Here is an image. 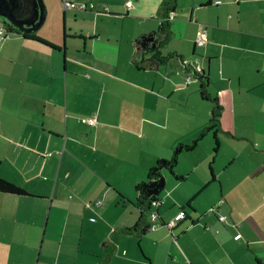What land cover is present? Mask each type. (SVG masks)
Wrapping results in <instances>:
<instances>
[{"label":"crops","instance_id":"obj_1","mask_svg":"<svg viewBox=\"0 0 264 264\" xmlns=\"http://www.w3.org/2000/svg\"><path fill=\"white\" fill-rule=\"evenodd\" d=\"M42 1L36 38L0 45V174L30 193L0 192V264H264V0H177L161 42L164 0H81L91 15ZM150 34L204 70L216 134L197 75L184 85L183 67L152 53L136 65ZM178 147L156 228L127 233L136 186Z\"/></svg>","mask_w":264,"mask_h":264},{"label":"trees","instance_id":"obj_2","mask_svg":"<svg viewBox=\"0 0 264 264\" xmlns=\"http://www.w3.org/2000/svg\"><path fill=\"white\" fill-rule=\"evenodd\" d=\"M176 3H177V0H164V2L162 3V6L160 7L159 14H160V16H164L163 17L164 21L161 22V25H160L159 30H158L159 35L162 38V40L160 39L159 42H161V41L165 40V38H167L168 30H169V20L166 18L170 15L172 10H174ZM44 12L46 15L45 6H44ZM6 29H7L8 33L21 34L26 38H36V37H34V34L37 32V30L30 31V32H21L11 25H6ZM159 42L157 44H159ZM149 53H152L153 54L152 58L156 59L157 62H159V63L162 62L163 60L164 61H167V60L170 61L171 60V61H177L180 64V66L186 70H190L191 68L196 69V68L191 67V65L189 63H187L183 59L182 56H179V58H175V57H173V54L172 55L171 54L170 55H162L160 50H159V45H157L155 48H151V47L146 48V50L144 51V55H147ZM135 58H142V57H140V51L136 52ZM150 60H148V61L151 62ZM135 61L139 62L136 65L140 68H143L146 66L150 68L153 66L152 63H149V62L146 63L147 61L144 58L140 59V60L138 59ZM157 62H154V63H157ZM203 72H204V70L195 71V74L198 76V78L203 81V83H202L203 86L200 89V95L203 99H211L214 102V106L212 108L211 116L209 118V125L205 128L204 134H205V132H208V131H213V133L216 134L217 130L220 129V116H221V112H222V105L220 104V102L218 101L217 98H212L208 94V91L205 89L206 83H204V80H206L205 79L206 77H204ZM198 139L194 140L191 145H185L183 147L192 148L196 144ZM178 150H180L179 147H178ZM177 155H178V151L176 150L170 159L162 160L159 163H157L155 166H153L149 171V181L141 182L136 186V190L138 193L136 206L140 210L139 218H138L137 222L132 227L126 228V229H124V231H126L127 233L139 235L140 233L145 232L149 228V226L151 224H150V220H149L148 216L152 211V201L157 200L159 198V194L158 195H155V194L149 195L148 193L151 189L162 191V189L164 188V185H165V176L163 174V170H168L171 174L174 175L173 169H174V165L177 161ZM0 166H1V160H0ZM150 183L153 184V187L151 189L149 188ZM0 192L8 193V194H16V195H29L30 194L21 185L3 177L1 174H0ZM115 244L116 243H114V245ZM101 264H106V262L104 261Z\"/></svg>","mask_w":264,"mask_h":264},{"label":"water","instance_id":"obj_3","mask_svg":"<svg viewBox=\"0 0 264 264\" xmlns=\"http://www.w3.org/2000/svg\"><path fill=\"white\" fill-rule=\"evenodd\" d=\"M45 19L44 3L42 0H0V21L6 25H11L21 32L35 31L40 28ZM157 46L153 34L144 36L138 44L139 50L155 48ZM141 51V57L144 56ZM151 62H157L154 58ZM153 184H149L151 189ZM161 190L151 189L150 194L158 195Z\"/></svg>","mask_w":264,"mask_h":264},{"label":"built area","instance_id":"obj_4","mask_svg":"<svg viewBox=\"0 0 264 264\" xmlns=\"http://www.w3.org/2000/svg\"><path fill=\"white\" fill-rule=\"evenodd\" d=\"M61 1V4H62V7L63 9H73V10H78V11H88V10H92L94 7H95V4L93 2H90V3H87V2H83L81 0H60ZM126 6L128 8H132L133 7V2L131 0H127L126 1ZM171 17V15H169L166 19H169ZM162 21H164V19H162ZM161 21V22H162ZM8 33H7V29H6V26L5 24H3L2 22H0V44H2L3 40L7 37ZM207 42V29L206 28H202L198 34H197V37H196V44L197 45H204L205 43ZM195 71H198V69H190V70H187V75L185 77V80H184V85H188L190 82H192L194 79H195ZM95 119H88V122L90 124H94L95 123ZM160 203V201L157 199V200H153L152 201V208L158 206ZM219 207H214L212 209V211H218ZM150 216H151V220L154 221L156 219V216H157V213L155 210L152 209L151 213H150ZM185 214H184V211H181L179 214H178V219L179 218H182L184 217ZM218 219L220 221H226V216L225 215H219L218 216ZM175 224V221L174 220H171L167 226L169 229L173 228ZM208 228V226H206ZM156 228V224L153 223L149 226V229L150 230H154Z\"/></svg>","mask_w":264,"mask_h":264},{"label":"rangeland","instance_id":"obj_5","mask_svg":"<svg viewBox=\"0 0 264 264\" xmlns=\"http://www.w3.org/2000/svg\"><path fill=\"white\" fill-rule=\"evenodd\" d=\"M62 7V6H61ZM82 12V14H86V15H91L92 13H90V12H86V11H81ZM57 15H59V21H60V28H61V33L63 34V27L65 28V30L67 29V27L69 26V23L67 22V27H66V22H65V19H64V17H63V14H60L59 12H57ZM53 22V20H51L50 22H49V24H51ZM74 24L75 25H77V24H79V22H74ZM156 34H158L159 35V32H157ZM14 34L13 33H8V35L7 36H9V38H11L12 36H13ZM181 39V37L180 36H177L176 38L174 37L173 38V40H172V42H173V45L174 44H176V45H180L179 44V40ZM4 41H7L6 39H4L3 40V42ZM2 42V43H3ZM167 42V41H166ZM5 43V42H4ZM172 44V43H171ZM1 45V44H0ZM196 54H199V52L197 51V53ZM190 56V55H189ZM140 60V59H143V58H135V60ZM192 60V59H191ZM183 70V72H180L179 71V74H183V76H184V80H185V77H186V75L188 74L187 73V70L186 69H182ZM200 94V93H199ZM198 94V95H199ZM200 99H201V96H200ZM203 103L205 104V105H207V103H209V101H207V100H203ZM213 136V134H208L207 136L208 137H211V136ZM203 138L204 136L202 135V133L200 134V136H199V138ZM201 140V139H200ZM200 140H199V142H200ZM200 143H203V141H201ZM177 151L179 152V150L177 149ZM165 193V191L163 190V191H161V193L159 194V197L162 199V200H165V196H163V194ZM55 216V218L59 221V219H60V217L58 216L57 217V215L55 214L54 215ZM64 216V218H65V215H63ZM61 220V219H60ZM64 222V219L63 220H61V221H59L58 223H59V225L60 224H62ZM82 247H84V245H82ZM91 261L92 260H88V261H86L85 259H83V258H81V260L78 262V264H90L91 263Z\"/></svg>","mask_w":264,"mask_h":264},{"label":"flooded vegetation","instance_id":"obj_6","mask_svg":"<svg viewBox=\"0 0 264 264\" xmlns=\"http://www.w3.org/2000/svg\"><path fill=\"white\" fill-rule=\"evenodd\" d=\"M1 22V21H0ZM3 23V22H2ZM3 24H5V23H3ZM5 26H6V24H5ZM7 33H8V31H7Z\"/></svg>","mask_w":264,"mask_h":264}]
</instances>
